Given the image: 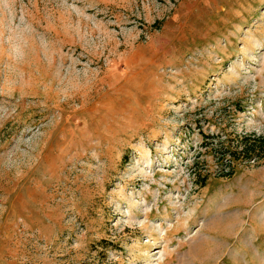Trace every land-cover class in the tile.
Listing matches in <instances>:
<instances>
[{
    "label": "rangeland",
    "instance_id": "rangeland-1",
    "mask_svg": "<svg viewBox=\"0 0 264 264\" xmlns=\"http://www.w3.org/2000/svg\"><path fill=\"white\" fill-rule=\"evenodd\" d=\"M249 132L264 0H0V264H264Z\"/></svg>",
    "mask_w": 264,
    "mask_h": 264
},
{
    "label": "trees",
    "instance_id": "trees-1",
    "mask_svg": "<svg viewBox=\"0 0 264 264\" xmlns=\"http://www.w3.org/2000/svg\"><path fill=\"white\" fill-rule=\"evenodd\" d=\"M235 142L229 145L228 153L235 157H250L261 159L264 157V136L254 132L236 134ZM233 168L229 166L226 173H232Z\"/></svg>",
    "mask_w": 264,
    "mask_h": 264
}]
</instances>
